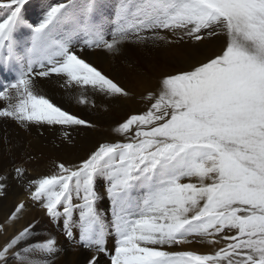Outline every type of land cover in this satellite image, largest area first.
Wrapping results in <instances>:
<instances>
[{"label": "snow or ice", "instance_id": "6c2138e0", "mask_svg": "<svg viewBox=\"0 0 264 264\" xmlns=\"http://www.w3.org/2000/svg\"><path fill=\"white\" fill-rule=\"evenodd\" d=\"M26 2L0 0V8L8 9L0 22V48L8 49L0 57V69L13 61L11 41ZM96 9L92 3L76 10L69 0L51 6L38 24L29 25L27 71L0 90V99L11 100L10 89L16 97V103L0 109V117L23 126L86 124L35 93L33 74H63L66 86L75 82L106 96L128 95L77 55L73 37L78 32L93 37L88 47L110 53L119 51L130 32L138 42L172 43L162 30L179 34L176 42H203L219 29L225 45L190 70L165 74L158 92L148 93L147 110L115 129L125 136L134 131L128 142L100 144L76 169L56 164L55 172L31 182V196L42 199L47 214L56 217L60 207L70 216L73 192L78 197L83 193L79 242L103 253L106 226L95 208L94 182L104 177L112 202L110 227L117 237L111 264H264V0H124L117 12L121 26L110 41L94 23ZM78 102L87 101L81 96ZM15 171L23 174L22 168ZM193 178L195 183L181 182ZM137 188L144 193L140 201L132 195ZM22 208L18 205L12 217ZM66 234L72 235L67 228ZM27 235L25 228L0 248V264ZM190 236L206 237L213 245L219 236L225 246L211 254L167 250L189 243ZM55 243L47 239L36 247L51 252ZM89 264H98L96 255Z\"/></svg>", "mask_w": 264, "mask_h": 264}, {"label": "rangeland", "instance_id": "374dc122", "mask_svg": "<svg viewBox=\"0 0 264 264\" xmlns=\"http://www.w3.org/2000/svg\"><path fill=\"white\" fill-rule=\"evenodd\" d=\"M43 1L46 0H38V6H36L41 9H37L35 15L42 14V17L37 20L38 23L47 10V8L43 7V9L42 5H40ZM48 2H51L53 6L57 3L67 4L69 0H48ZM122 2L124 0H72L76 10L86 8L92 3L97 5V9L93 14L94 23L98 26L101 36L108 41L113 39L114 34L117 33L118 28L121 26L117 19V12ZM128 2L139 3V0H128ZM7 12L8 9L0 8V22H2V19L7 18ZM29 25L31 24L26 23L24 25L21 23L18 25L13 33V38L19 40L23 39V37H31ZM35 25L36 23H33L31 26ZM63 30V27L58 28L57 33ZM216 32L217 35L211 39H205L203 42H195L187 38L176 42L179 34L173 35L171 32L162 30L160 34L165 35L167 40L172 41V43L165 41L153 42L150 39L138 42L135 35L130 32L128 38L120 43L119 51L116 53H110L104 48H97L94 45L88 47L87 42L93 37L83 32L76 33L73 37V46L77 55L121 85L128 92L127 96H106L97 92L91 86L77 85L75 82L66 86L67 77L63 74L53 73L49 77L32 76L35 93L40 90L41 92L38 91L37 94L46 96L63 110L76 115L79 119L85 120L86 124L61 126L28 123L27 126H23L14 118L0 117V174L4 162H7V159L14 154V148L21 146L22 143L25 146H32L34 149L52 150L51 152L56 155L64 150H67L68 154L66 161H56L40 154L39 156L42 157L43 161L31 179L18 176L16 171H14L15 174L13 173V176L12 174L7 175V177L0 175V248L25 228L29 229V235L20 240L9 251L4 264H70L71 261V264H89L93 255L97 256L98 264H111L110 254H114L117 237L114 230L110 227L113 219L112 202L107 194L108 184L106 179L97 177L94 182V188L97 192L95 208L106 226L104 237L105 252L103 253H97L95 248H85L79 242L80 210L78 206L82 203L81 197L83 193L78 197L73 192L72 204L74 207L70 216H65L63 208L60 207L58 208L60 214L52 217L47 214L46 209L43 207L44 201L42 199H34L31 196L30 193L35 190L31 182L55 172L57 170L55 165L58 163H63L66 167L76 169L100 144L128 142L131 135H134V131L128 136L122 135L115 131L118 125L129 116L140 114L147 110L150 103L146 97L149 92H158L159 82L165 74H175L179 71L190 70L194 64L206 62L207 59L219 54L225 45L226 36L219 29ZM141 35L150 37L152 33L142 32ZM203 35L206 36L207 34L204 33ZM117 39H119L118 36ZM22 60L27 65L28 59L24 60L22 58L20 61ZM20 61L17 56L13 62L15 63L14 66L18 67ZM36 65L38 67L37 71L36 69L35 71L38 72L40 71V66L39 64ZM0 78V90L12 84L10 81L6 82L10 78L7 69H0ZM16 79H18L17 76ZM16 79L13 80L15 81ZM4 82L5 85L2 86ZM9 95L13 99H0V109L6 108L9 103H16L14 90H10ZM81 96L86 99V103L78 102ZM65 133H67L66 136ZM74 160H77V162ZM181 182L195 183L196 180L195 178L191 180L184 179ZM22 188L26 190V197L17 202L13 199V195H15L17 189ZM132 195L135 200L140 201L144 193L142 189L137 188L133 190ZM20 204H23V208L13 218L12 213L16 211L17 206ZM9 226L12 227L10 230H8ZM66 228L71 231V237L66 234ZM229 234L234 233H224V235ZM47 239H56L54 249L51 252L36 247ZM187 239L190 241L189 243L175 245L167 250L211 254L225 246V241L219 236L216 237L218 243L214 245L207 243L208 238L206 237L190 236ZM36 252H42V254L36 255ZM42 255L44 257H41Z\"/></svg>", "mask_w": 264, "mask_h": 264}, {"label": "bare ground", "instance_id": "6f19581e", "mask_svg": "<svg viewBox=\"0 0 264 264\" xmlns=\"http://www.w3.org/2000/svg\"><path fill=\"white\" fill-rule=\"evenodd\" d=\"M68 1V0H67ZM38 3V0H27L26 4L22 7V24H26V23H30L31 25L33 23L38 24V18L42 17V14L39 13L37 15H35L36 10L37 9H41L38 8L36 6ZM51 3V2H50ZM48 2V0L43 1L40 5H42L41 7L43 8H50L52 6V3L50 4ZM54 6V5H53ZM43 8V9H44ZM5 10V9H4ZM24 10V12H23ZM8 13V12H7ZM5 15V14H4ZM3 17V16H2ZM5 17V16H4ZM16 36V35H15ZM16 39V38H15ZM14 38H12L11 41V48H12V55H13V61L9 63L8 66V71H9V75L10 78L7 79L8 81L6 82H12L14 83L15 81L13 79H16L19 77L20 72L21 71H27L26 65L24 63V61H20L22 58L25 59H29V54L27 52V50L29 48H31V37H23V39H19V40H15ZM136 49V48H135ZM8 55V49L7 47L4 48H0V57L3 56H7ZM19 58L20 64L18 67L14 66L15 63L14 60L17 58ZM25 57V58H24ZM37 65L34 64V69H36L37 71ZM127 67V66H126ZM98 69V68H97ZM130 69V68H129ZM5 70V69H4ZM120 70V69H119ZM12 72V73H11ZM35 75V74H33ZM130 75V74H128ZM49 77V76H48ZM3 78V77H2ZM54 78V77H53ZM58 78V77H57ZM1 79V78H0ZM52 79V78H51ZM62 80V79H61ZM63 82V81H62ZM37 84V83H36ZM5 85V82L2 83V86ZM35 85V84H34ZM35 87V86H34ZM40 87V84H39ZM42 87V86H41ZM4 88V87H3ZM38 88V85H37ZM11 90V89H10ZM42 90V89H41ZM35 91V90H34ZM40 91V90H38ZM38 91H36L38 93ZM41 92V91H40ZM11 96V95H10ZM46 97V96H45ZM15 98V97H14ZM13 99V98H12ZM3 100V99H2ZM4 106V105H3ZM101 116V115H100ZM4 119V118H3ZM103 119V118H102ZM15 120V119H14ZM16 123V122H15ZM14 124V123H13ZM16 126V125H15ZM17 127V126H16ZM18 129V128H17ZM96 132V131H95ZM27 133V132H26ZM28 135V134H27ZM30 135V134H29ZM33 136V135H32ZM19 139V138H18ZM36 140V138H34ZM21 140V139H20ZM23 141V140H22ZM29 141V140H28ZM37 143V142H36ZM43 147H45L44 145H42ZM38 147V146H36ZM14 154H12L8 159L7 162H4L2 169H1V174L2 176L5 175L7 177V175L15 174V169L16 168H22L23 169V174L19 175L21 177H25L26 179H31L33 177V174L35 171H37L38 167L40 166V164L42 163L43 159L41 156H39L40 154H43V156H47L50 157L56 161H66L68 154H67V150H64L62 153L56 155L55 153L51 152L52 150H44V149H40V148H36L34 149V147L32 146H25L22 145L15 147L14 148ZM81 154V153H80ZM84 155V154H83ZM79 156V155H78ZM69 159V158H68ZM4 160V159H3ZM77 162V160H74ZM3 162V161H2ZM50 163V162H49ZM38 173V172H37ZM0 174V175H1ZM41 174V173H39ZM42 175V174H41ZM38 176V175H37ZM105 182V180H104ZM102 182V183H104ZM104 186V185H103ZM13 188V187H12ZM29 190V189H28ZM30 191V190H29ZM31 192V191H30ZM26 194V190L25 189H17L15 195L14 196V200L15 201H21L23 200V198H25ZM31 194V193H30ZM104 201V200H103ZM42 216V215H41ZM44 216V215H43ZM35 223V222H34ZM44 223V222H43ZM45 224V223H44ZM21 225V224H20ZM27 226V225H26ZM21 227V226H20ZM25 227V226H24ZM28 227V226H27ZM49 227V226H48ZM12 227L9 226L8 230H10ZM21 229V228H20ZM51 231V230H50ZM50 233V232H49ZM48 233V234H49ZM46 234V231H45ZM47 234V235H48ZM64 234V233H63ZM51 235V234H50ZM56 238V237H55ZM56 240V239H55ZM113 240V239H112ZM59 244V243H58ZM40 245V244H39ZM20 248V247H19ZM24 249V248H23ZM56 249V248H55ZM18 250V249H17ZM58 252V251H57ZM54 252V253H57ZM72 253V252H71ZM39 254L41 255L42 252H36V255ZM74 254V253H73ZM78 255V254H77ZM63 256V255H62ZM73 256V255H72ZM76 256V255H75ZM41 257H44L43 255ZM69 257V256H68ZM99 257V256H98ZM60 258V257H59ZM62 258V257H61ZM67 258V257H66ZM65 258V259H66ZM72 258V257H71ZM99 259V258H98ZM72 262V261H71ZM70 262V264H71ZM73 264V263H72Z\"/></svg>", "mask_w": 264, "mask_h": 264}]
</instances>
